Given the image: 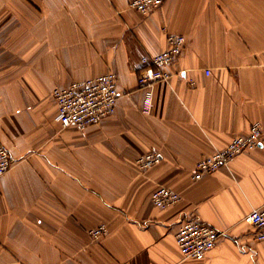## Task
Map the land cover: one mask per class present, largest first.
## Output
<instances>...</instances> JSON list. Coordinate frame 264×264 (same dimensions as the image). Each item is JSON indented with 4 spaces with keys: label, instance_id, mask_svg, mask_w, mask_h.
<instances>
[{
    "label": "crops",
    "instance_id": "crops-1",
    "mask_svg": "<svg viewBox=\"0 0 264 264\" xmlns=\"http://www.w3.org/2000/svg\"><path fill=\"white\" fill-rule=\"evenodd\" d=\"M0 0V264H264L245 216L264 206V0ZM186 36L169 82L143 107L141 58ZM115 72L113 114L63 127L56 86ZM254 121L262 144L194 179L196 163ZM161 161L146 172L136 159ZM160 186L181 199L159 207ZM225 231L203 259L183 258L182 221ZM106 225L95 237L92 230Z\"/></svg>",
    "mask_w": 264,
    "mask_h": 264
},
{
    "label": "built area",
    "instance_id": "built-area-1",
    "mask_svg": "<svg viewBox=\"0 0 264 264\" xmlns=\"http://www.w3.org/2000/svg\"><path fill=\"white\" fill-rule=\"evenodd\" d=\"M166 0H130L129 7L142 14H149L164 4ZM186 36L169 33L167 47L153 55L141 58L138 74L139 87L147 91L143 111H151L153 88L160 82H169L173 73L169 66L178 61L186 45ZM53 95L58 104V118L63 127L77 126L80 129L100 123L103 118L115 112L117 102L122 95L118 87L115 72H108L93 78L75 80L66 86H56ZM263 125L254 121L247 133L236 136L224 148L216 149L211 155L196 163L193 178L200 179L222 166H230L241 153L258 148L262 144ZM161 161L157 152H149L136 159L137 168L146 172ZM13 165L9 149L0 142V176L7 173ZM182 195L179 191L160 186L152 193L155 205L165 207L178 202ZM245 221L254 227L258 240H264V206L252 209ZM106 225L92 230L95 237L106 233ZM225 231L203 222L197 218L187 219L180 223L176 241L183 258L203 259L224 235Z\"/></svg>",
    "mask_w": 264,
    "mask_h": 264
}]
</instances>
